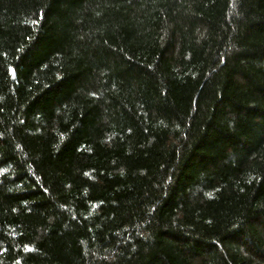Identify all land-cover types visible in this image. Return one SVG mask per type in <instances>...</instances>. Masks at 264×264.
Segmentation results:
<instances>
[{
  "label": "trees",
  "instance_id": "16d2710c",
  "mask_svg": "<svg viewBox=\"0 0 264 264\" xmlns=\"http://www.w3.org/2000/svg\"><path fill=\"white\" fill-rule=\"evenodd\" d=\"M0 264H264V0H0Z\"/></svg>",
  "mask_w": 264,
  "mask_h": 264
},
{
  "label": "snow or ice",
  "instance_id": "6c2138e0",
  "mask_svg": "<svg viewBox=\"0 0 264 264\" xmlns=\"http://www.w3.org/2000/svg\"><path fill=\"white\" fill-rule=\"evenodd\" d=\"M11 71V70H10Z\"/></svg>",
  "mask_w": 264,
  "mask_h": 264
}]
</instances>
